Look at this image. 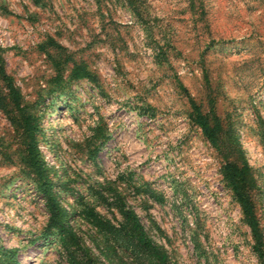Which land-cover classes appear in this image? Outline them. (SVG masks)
I'll list each match as a JSON object with an SVG mask.
<instances>
[{"label": "rangeland", "instance_id": "rangeland-1", "mask_svg": "<svg viewBox=\"0 0 264 264\" xmlns=\"http://www.w3.org/2000/svg\"><path fill=\"white\" fill-rule=\"evenodd\" d=\"M0 62L18 264H264V0H0ZM244 165L254 230L226 180Z\"/></svg>", "mask_w": 264, "mask_h": 264}, {"label": "trees", "instance_id": "trees-1", "mask_svg": "<svg viewBox=\"0 0 264 264\" xmlns=\"http://www.w3.org/2000/svg\"><path fill=\"white\" fill-rule=\"evenodd\" d=\"M0 73H3V68L0 62ZM198 124L202 128L203 133L208 136L211 140H215L217 132V125L211 126L206 117L202 115H198ZM41 164L39 158H35L33 165L36 167V172L39 176H42L43 168L39 166ZM247 166L244 165L242 169L238 170L236 166L230 167L227 171L226 180L228 184L233 189L235 198L239 201L241 206L242 214L247 222V224L251 227L252 230L256 227V222L254 221V213L252 211V205L250 202V198L248 192L245 190L242 181L245 180L243 175L246 173ZM45 183H48L45 181ZM49 191V189H48ZM47 190V194L49 193ZM49 200L51 201V196L48 194ZM53 215L51 216V221H54L55 225L60 222L63 218L62 212L58 208H54ZM121 214L124 220V226L127 225L131 230L139 232V241L143 244H146L151 250L155 253H158V248L154 246L150 241L146 240L144 229L142 224L139 221L137 214L130 208L122 206ZM108 225V229H113L114 226L111 224ZM195 240L193 239V242ZM161 255V252H160ZM88 262L86 264H97L94 259H91L90 256H87ZM71 264H79L74 256L71 257ZM0 264H18L16 260V249L15 248H7L0 245Z\"/></svg>", "mask_w": 264, "mask_h": 264}]
</instances>
